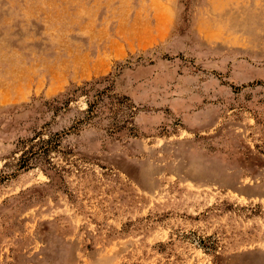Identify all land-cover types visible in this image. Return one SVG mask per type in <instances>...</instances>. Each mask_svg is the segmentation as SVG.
Masks as SVG:
<instances>
[{"label":"rangeland","instance_id":"1","mask_svg":"<svg viewBox=\"0 0 264 264\" xmlns=\"http://www.w3.org/2000/svg\"><path fill=\"white\" fill-rule=\"evenodd\" d=\"M0 264H264V0H0Z\"/></svg>","mask_w":264,"mask_h":264},{"label":"trees","instance_id":"2","mask_svg":"<svg viewBox=\"0 0 264 264\" xmlns=\"http://www.w3.org/2000/svg\"><path fill=\"white\" fill-rule=\"evenodd\" d=\"M84 92H86V91H84ZM99 94H100V92L96 93L97 96H99ZM91 107H92V105L89 106L88 111H90Z\"/></svg>","mask_w":264,"mask_h":264}]
</instances>
